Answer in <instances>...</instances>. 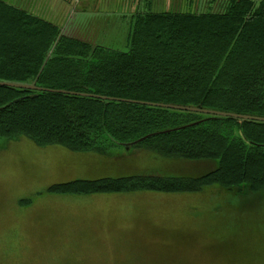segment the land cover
<instances>
[{"label":"trees","instance_id":"obj_1","mask_svg":"<svg viewBox=\"0 0 264 264\" xmlns=\"http://www.w3.org/2000/svg\"><path fill=\"white\" fill-rule=\"evenodd\" d=\"M128 16L123 50L96 38L116 18H91L82 30L62 32L0 0V80L264 115V0ZM21 134L73 151H104L101 144L111 140L160 157L214 162L200 174L78 178L51 183L49 191L264 188V120L0 84V137Z\"/></svg>","mask_w":264,"mask_h":264},{"label":"rangeland","instance_id":"obj_2","mask_svg":"<svg viewBox=\"0 0 264 264\" xmlns=\"http://www.w3.org/2000/svg\"><path fill=\"white\" fill-rule=\"evenodd\" d=\"M8 1L53 21L62 32L84 22L77 0H57L68 2V11L52 0ZM130 19L116 14L103 29L107 45L128 49ZM101 145L104 151H73L23 134L0 137V264H264V188L209 184L192 192L123 191L129 197L118 199L122 209L113 220L110 213L101 220L82 203L59 200L71 193L47 189L106 175L200 174L214 163L160 157L136 143ZM103 222L112 224L97 235Z\"/></svg>","mask_w":264,"mask_h":264},{"label":"crops","instance_id":"obj_3","mask_svg":"<svg viewBox=\"0 0 264 264\" xmlns=\"http://www.w3.org/2000/svg\"><path fill=\"white\" fill-rule=\"evenodd\" d=\"M56 3L57 0H52ZM226 0H77V13L80 16V20H84L83 24H87V21L95 17H107L113 19L116 18V14L119 16L129 15L133 12H144L145 10L151 11H199L201 7L210 5L211 8L221 7L223 2ZM58 3V2H57ZM58 4L64 5V11L69 10L70 4L65 1H59ZM201 6V7H200ZM111 24V23H110ZM102 25V24H101ZM81 28H77L79 31ZM102 35L96 37L101 42L106 43L107 41L102 38ZM107 44V43H106ZM87 194V195H83ZM63 197V196H62ZM128 194L124 195L121 192H93V193H79V194H64L63 202H68L71 204H83V208H88L89 214L97 216L102 220V218H108L110 213L111 219L114 215L118 216V213L122 208L118 205V199L128 198ZM68 199V200H65ZM65 200V201H64ZM113 220V219H112ZM112 223H100L98 225L99 229L95 231L98 233L106 228L110 227ZM100 236V235H99Z\"/></svg>","mask_w":264,"mask_h":264},{"label":"water","instance_id":"obj_4","mask_svg":"<svg viewBox=\"0 0 264 264\" xmlns=\"http://www.w3.org/2000/svg\"><path fill=\"white\" fill-rule=\"evenodd\" d=\"M0 84L1 85H10V86H15V87H24V88H28V89H39V90H52V91H58V92H67V93H71V94H79V95H84V96H94V97H98L101 99L107 98V99H112V100H124V101H129V102H139V103H143V104H151V105H156V106H165V107H170V108H180V109H185V110H193V111H198V112H207V113H211V114H215V115H227V116H235V117H239V118H243V119H255V120H264V115H254V114H250V113H240V112H230V111H224V110H215V109H211V108H202L199 106H195V105H184V104H178V103H166V102H156V101H151V100H140V99H136V98H127V97H115V96H110V95H106V94H98L95 92H84V91H79V90H69V89H65V88H52V87H43V86H39L37 85L35 82L32 83H27V82H15V81H10V80H0Z\"/></svg>","mask_w":264,"mask_h":264}]
</instances>
